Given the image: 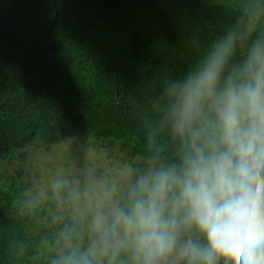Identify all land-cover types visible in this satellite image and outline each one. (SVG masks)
I'll return each instance as SVG.
<instances>
[{
  "label": "trees",
  "instance_id": "obj_1",
  "mask_svg": "<svg viewBox=\"0 0 264 264\" xmlns=\"http://www.w3.org/2000/svg\"><path fill=\"white\" fill-rule=\"evenodd\" d=\"M249 23L247 9L214 0H0V161L73 137L173 160L167 129L149 143L163 88L228 32L240 63L264 35V23ZM24 189L0 183V264H50L47 243L73 220L48 216L46 225L38 205L22 209Z\"/></svg>",
  "mask_w": 264,
  "mask_h": 264
},
{
  "label": "clouds",
  "instance_id": "obj_2",
  "mask_svg": "<svg viewBox=\"0 0 264 264\" xmlns=\"http://www.w3.org/2000/svg\"><path fill=\"white\" fill-rule=\"evenodd\" d=\"M237 39L163 88L149 143L167 129L175 158L85 189L50 264H264V35L233 64Z\"/></svg>",
  "mask_w": 264,
  "mask_h": 264
},
{
  "label": "rangeland",
  "instance_id": "obj_3",
  "mask_svg": "<svg viewBox=\"0 0 264 264\" xmlns=\"http://www.w3.org/2000/svg\"><path fill=\"white\" fill-rule=\"evenodd\" d=\"M214 2L247 9L251 29L264 23V0ZM150 163L166 162L142 155L134 156L130 147L121 140L97 137L81 140L73 137L49 147L28 146L17 150L11 158L0 161V183L9 184L13 180L17 189L23 186L25 189L21 193L24 194L25 206L22 209L31 208V204L38 205L45 211L41 220L48 225V216L73 220L77 208L82 207L85 189L98 188L105 183H122V176L128 167L143 169ZM56 181L66 182V192L62 188L59 193L54 192ZM75 193L81 195L80 200L75 198ZM50 198L58 201L56 210L49 202ZM50 222L49 225L54 226Z\"/></svg>",
  "mask_w": 264,
  "mask_h": 264
}]
</instances>
